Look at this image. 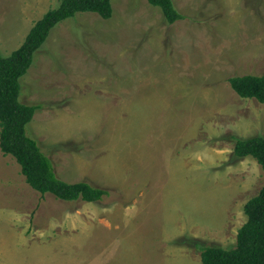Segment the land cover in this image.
<instances>
[{"label":"rangeland","instance_id":"1","mask_svg":"<svg viewBox=\"0 0 264 264\" xmlns=\"http://www.w3.org/2000/svg\"><path fill=\"white\" fill-rule=\"evenodd\" d=\"M61 3L0 0V55ZM172 3L170 25L147 0H112L111 19L78 13L35 55L30 137L61 180L110 195L43 196L0 150V264H202L200 246L236 247L264 172L233 137H264V104L229 80L264 75V0Z\"/></svg>","mask_w":264,"mask_h":264},{"label":"trees","instance_id":"2","mask_svg":"<svg viewBox=\"0 0 264 264\" xmlns=\"http://www.w3.org/2000/svg\"><path fill=\"white\" fill-rule=\"evenodd\" d=\"M147 1L161 9L168 24L183 19L172 0ZM78 13H94L109 20L113 16L112 0H62L59 8L36 23L17 51L8 57L0 55V150L16 160L27 184L41 195L51 194L65 202L99 203L110 195L107 190L87 182L70 184L58 177L52 160L29 135V125L42 106L21 102V79L34 64L35 55L57 25ZM229 84L240 98L264 104V75L233 77ZM233 140L235 157L253 158L264 172V137ZM245 214L247 222L238 232L236 247L200 246L202 264H264V187L246 204Z\"/></svg>","mask_w":264,"mask_h":264}]
</instances>
